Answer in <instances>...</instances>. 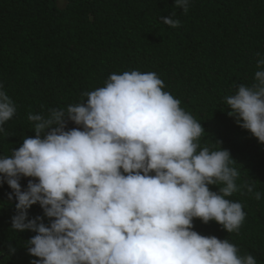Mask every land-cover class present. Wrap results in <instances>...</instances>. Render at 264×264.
<instances>
[{
    "label": "clouds",
    "instance_id": "obj_1",
    "mask_svg": "<svg viewBox=\"0 0 264 264\" xmlns=\"http://www.w3.org/2000/svg\"><path fill=\"white\" fill-rule=\"evenodd\" d=\"M190 6L175 0L185 15ZM176 17L159 19L177 28ZM255 56L254 82L224 99L228 116L264 144V57ZM165 87L156 72L113 73L80 102L29 112L35 135L0 156V185L16 200L11 230L35 233L31 264H257L229 239L193 230L199 219L239 235L247 213L229 197L264 194L254 181L237 184L230 151L220 140L202 146L201 121ZM16 114L0 84V134L10 135L3 126ZM37 204L43 216L30 219Z\"/></svg>",
    "mask_w": 264,
    "mask_h": 264
},
{
    "label": "trees",
    "instance_id": "obj_2",
    "mask_svg": "<svg viewBox=\"0 0 264 264\" xmlns=\"http://www.w3.org/2000/svg\"><path fill=\"white\" fill-rule=\"evenodd\" d=\"M173 11L177 28L159 19ZM257 52L264 57V0H191L186 15L175 0H0V84L17 107L3 126L10 135L0 134V156L35 135L27 116L42 104L46 110L80 102L82 92L104 86L113 73L156 72L164 90L201 121V145L222 141L241 172L237 184L254 181L264 194V144L228 116L224 99L254 82ZM11 192L0 185V264H31L37 258L26 242L35 233L11 230L17 214ZM229 199L247 213L239 235L199 219L193 230L227 238L241 255L264 264V195L256 200L237 192ZM28 212L30 219L43 216L38 204Z\"/></svg>",
    "mask_w": 264,
    "mask_h": 264
},
{
    "label": "water",
    "instance_id": "obj_3",
    "mask_svg": "<svg viewBox=\"0 0 264 264\" xmlns=\"http://www.w3.org/2000/svg\"><path fill=\"white\" fill-rule=\"evenodd\" d=\"M1 258V257H0Z\"/></svg>",
    "mask_w": 264,
    "mask_h": 264
}]
</instances>
